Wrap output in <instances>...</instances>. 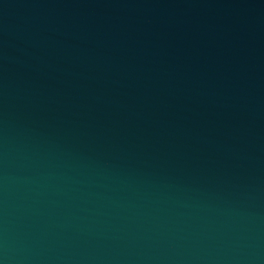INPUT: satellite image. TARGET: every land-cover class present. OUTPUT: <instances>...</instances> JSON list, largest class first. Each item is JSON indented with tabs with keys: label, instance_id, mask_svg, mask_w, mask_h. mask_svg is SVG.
I'll list each match as a JSON object with an SVG mask.
<instances>
[{
	"label": "water",
	"instance_id": "obj_1",
	"mask_svg": "<svg viewBox=\"0 0 264 264\" xmlns=\"http://www.w3.org/2000/svg\"><path fill=\"white\" fill-rule=\"evenodd\" d=\"M0 264H264V0H0Z\"/></svg>",
	"mask_w": 264,
	"mask_h": 264
}]
</instances>
